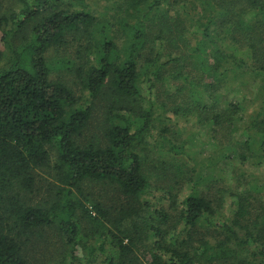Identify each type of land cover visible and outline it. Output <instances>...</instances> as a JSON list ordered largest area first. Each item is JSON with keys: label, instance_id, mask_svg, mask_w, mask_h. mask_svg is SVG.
Wrapping results in <instances>:
<instances>
[{"label": "trees", "instance_id": "1", "mask_svg": "<svg viewBox=\"0 0 264 264\" xmlns=\"http://www.w3.org/2000/svg\"><path fill=\"white\" fill-rule=\"evenodd\" d=\"M17 2L19 14L0 16L6 50L0 51V264H37L27 259L26 247L50 227L61 238L53 264H79L81 253L83 264L100 258L103 264H264V177L247 170L264 168V0H124L136 14L119 21L121 47L105 30L93 44L98 22L85 0ZM16 36L22 43L12 45L8 40ZM69 41L77 44L75 60L51 65L46 53ZM180 46L185 54L173 57L168 50ZM167 78L181 81L168 98L185 91L194 97L191 110L174 106L172 114L193 111L212 137L219 131L225 140L210 145L219 163L204 169L224 174V161L230 170L228 185L216 190L192 170L179 205L177 192L162 189L159 199L169 202L171 215L149 199L158 167L146 158L157 86ZM250 83L258 106L240 125L246 98L226 102L221 90L234 93ZM98 101L105 102L100 142L83 143ZM239 128L246 132L242 142L234 137ZM160 132L165 140L169 130ZM156 146L159 153L181 154L167 139ZM169 166L183 175L187 164ZM39 170L50 171L53 183L47 200L32 205L27 195ZM83 183L109 188L112 205L92 201L88 208ZM226 202L228 215L219 220Z\"/></svg>", "mask_w": 264, "mask_h": 264}, {"label": "rangeland", "instance_id": "2", "mask_svg": "<svg viewBox=\"0 0 264 264\" xmlns=\"http://www.w3.org/2000/svg\"><path fill=\"white\" fill-rule=\"evenodd\" d=\"M85 4V9L90 12L98 22L97 27L93 30L95 39V42H93V44H97L96 42L100 41L99 34L101 30H105L108 36L112 37L120 46L124 41L125 35L122 33V30L119 27V21L121 19L129 20V18H127L128 14L136 13L131 10V7H127V4L126 2H124V0H85ZM20 9L21 4L18 3L17 0H0V16H8V14H10L11 12L19 14ZM195 30L196 29H192V31L194 32ZM27 32L28 30L24 29V33L26 34ZM8 41L12 45H18L22 43L21 36H16L12 39L9 38ZM76 46L77 44L75 42L72 43L69 41V43L63 48L50 49L49 52L46 53V60L51 65H57L61 61H64L66 59L75 60ZM0 51L6 52L5 46L1 42ZM168 51H170V53L173 52V57H176L179 52L181 53V55L185 54L182 46H180L178 51H175L173 49H169ZM63 74L66 75L67 79L65 77L64 78L67 81L70 80L68 81V84L74 90V93L79 95V87L76 83H74L75 81L73 76L68 74L67 72ZM52 76L54 77V75ZM192 76L195 77V80H200V76L203 75H201L200 72L196 73L194 71V73H192ZM245 80L246 79L239 82L241 83ZM180 82V80L167 78V80L163 82L164 84H158L157 90L159 97L157 98V107L153 114V129L151 130V135L147 137L148 142L146 143V158L148 164L151 168L152 166L158 167L157 171L151 172L152 175L150 178L151 188L149 199L156 204L162 203V206L169 212L170 215L173 214V209H170L169 202L165 200L161 202L159 198L160 196H162L164 190L168 191L170 186L172 188L170 190L173 194L177 192L176 205H179L182 197L186 195L190 190V183L189 181H186V177L192 173V170L196 172L194 173V177L198 173H204V177H206L209 185L215 190L219 189L222 186H227L230 181V170L228 169V171H226L227 167L225 166L224 161H221L220 163L224 164L221 165L224 174H221L219 167L204 169L205 165L214 164L217 166V164L219 163V151L210 146L211 144L219 145L220 143L225 141L224 138L219 135V131H217L216 134H214V137H212L213 134L208 127H205V125L203 127L200 126L201 119L199 118V115H196L193 111L189 113V117L180 115L174 116L172 114L171 111L174 106L185 107L187 110L192 109V100H194V97L192 96L191 98V93H187L185 91L179 96L170 98L165 95V93H175V89L181 84ZM251 86L252 83H250L248 89L245 90L243 87L238 88L234 91V93L227 91L228 89L221 90V92L228 94L227 97L223 98L224 100H226V102H228L229 100L242 102V99L246 98V101L243 103V106L246 108L245 118L243 122L240 123V125H243V123L246 124L249 121V117L256 111V108L258 106L257 96L255 95L254 89H252ZM198 89L200 91H203L206 88L198 87ZM204 96L205 95H203V97ZM205 103L209 104L208 99H205ZM224 103L225 102L220 101L217 103V106L224 107ZM104 106V101L97 102L90 121V126L87 128V131L84 132L83 137L81 138V141L83 143H87L90 141L100 142L99 140H96V138L99 135L101 124L104 120L103 109H101ZM163 128H167L169 130L168 133H165L166 139L169 142V145L180 148V155L173 157L168 153H159L156 145H160L166 142V139L163 140L162 137H160V134H163L162 132H160ZM234 137L239 142H242L246 138V132L242 130V128H239L238 131L234 134ZM179 162H185L187 164L184 169L182 168L183 175H176L172 167L169 166L170 164L174 165L175 163ZM161 163H165V166H162ZM184 170L187 171V174ZM247 170L249 172V175H262L264 177V168L261 166H248ZM50 173L51 172L48 170H39L37 172L35 188L31 194L27 195V197L30 198V203L32 205L41 204L43 201L47 200V187L50 183H53V176ZM179 176L184 177L186 182L183 179L177 178ZM252 177L253 176H250V178ZM156 179H159V181H156ZM214 181L217 182L216 186L215 183H213ZM202 190L204 193L209 192L207 195L216 196L215 193H213L211 190ZM81 192L83 196L87 197L91 201V203L86 204L88 208H90L93 202H99L102 205H106L107 207L111 206L113 203L111 200L113 197V192L109 188L101 184L83 183L81 184ZM224 207V210H220L218 212L219 214L217 213V218L219 220L228 215L227 202L226 204H224ZM129 225L130 223L126 224L127 227H129ZM82 226L86 228V224L84 222H82ZM38 232L32 235L31 244L27 245L26 247L25 254L27 259L29 261L35 260L37 264L55 263L59 260V254L61 251L59 244L61 238L58 232L53 227L45 228L40 231L42 232V234L36 235ZM79 256V258L81 259L79 261V264H83L84 259L82 258V253ZM102 261V258H100L95 264H103Z\"/></svg>", "mask_w": 264, "mask_h": 264}]
</instances>
